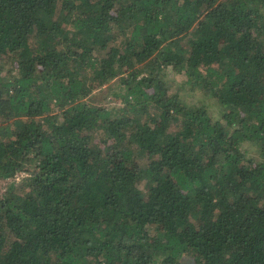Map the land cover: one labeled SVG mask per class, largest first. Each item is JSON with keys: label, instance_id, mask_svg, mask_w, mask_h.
<instances>
[{"label": "trees", "instance_id": "1", "mask_svg": "<svg viewBox=\"0 0 264 264\" xmlns=\"http://www.w3.org/2000/svg\"><path fill=\"white\" fill-rule=\"evenodd\" d=\"M0 264H264V0H0Z\"/></svg>", "mask_w": 264, "mask_h": 264}, {"label": "rangeland", "instance_id": "2", "mask_svg": "<svg viewBox=\"0 0 264 264\" xmlns=\"http://www.w3.org/2000/svg\"><path fill=\"white\" fill-rule=\"evenodd\" d=\"M178 87V86H177ZM179 90V87L177 88ZM187 89V88H186ZM189 93H184V97H188V100H194V102H198L199 100H203L205 99L204 101L207 103L206 106L208 108V111L211 115V117L213 118H219L220 117V107L219 105L217 104V101L216 99L213 97V96H210V97H205L204 98V95H194L192 92H190L188 90ZM203 102V101H202ZM249 151L251 150V148H248ZM21 176H19L18 178H20Z\"/></svg>", "mask_w": 264, "mask_h": 264}]
</instances>
